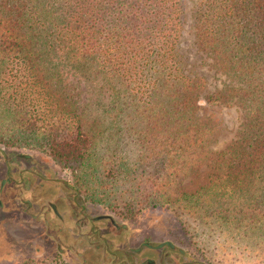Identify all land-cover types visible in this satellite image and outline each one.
<instances>
[{
    "label": "trees",
    "instance_id": "1",
    "mask_svg": "<svg viewBox=\"0 0 264 264\" xmlns=\"http://www.w3.org/2000/svg\"><path fill=\"white\" fill-rule=\"evenodd\" d=\"M183 6L184 0H0V144L44 147L62 168L97 170L76 102L58 101L60 66L69 67L97 82L98 109L113 114L115 124L129 116L145 127L136 139L156 160L150 177L162 180L147 186L145 203H159L158 193L206 155L211 129L196 111L207 103L237 106L238 137L213 157L200 190L182 194L192 208L237 194L238 208L258 227L264 222V0L195 2V43L231 80L204 94L203 78L186 69L178 51ZM122 137L110 133L112 141ZM114 162L112 181L126 173L124 162Z\"/></svg>",
    "mask_w": 264,
    "mask_h": 264
},
{
    "label": "rangeland",
    "instance_id": "2",
    "mask_svg": "<svg viewBox=\"0 0 264 264\" xmlns=\"http://www.w3.org/2000/svg\"><path fill=\"white\" fill-rule=\"evenodd\" d=\"M196 1L184 0L178 51L186 69L203 78L200 94H204L231 80L216 71L195 43ZM60 71L58 101L76 102L83 131L92 136L97 170L62 168L44 147L0 144V264H50L56 259L66 264H137L138 251L145 264L148 260L154 264H264V222L254 227L252 215L238 208L237 194L230 199L216 197L211 207L204 201L194 208L182 194L200 190L213 157L238 137L242 114L237 106L207 103L196 111L198 120L211 129L205 157L200 166L158 193L163 195L156 197L157 202H163L145 203L147 186L162 184L159 177H150L156 160L146 157L136 139L145 127L139 121L129 122V116L115 124L113 114L98 109L96 81L83 80L69 67L60 66ZM112 131L124 137L112 141ZM114 160L125 163L126 173L112 181L108 176L117 167ZM177 194L176 203L167 201ZM80 210L90 218L108 219L95 220L91 233Z\"/></svg>",
    "mask_w": 264,
    "mask_h": 264
},
{
    "label": "flooded vegetation",
    "instance_id": "3",
    "mask_svg": "<svg viewBox=\"0 0 264 264\" xmlns=\"http://www.w3.org/2000/svg\"><path fill=\"white\" fill-rule=\"evenodd\" d=\"M5 162L6 163H8V159H7V157L5 158ZM7 168H8V170L10 169V166H9V163L7 164ZM7 175H9V172H7ZM27 204H28V206H30L31 205V203L30 202H28L27 201ZM69 204H70V206H71V209H72V215H73V217H74V220H73V227L75 228V229H77L78 227H77V225H76V217H75V215H76V213H74V206H72L73 205V203L71 204L70 202H69ZM49 205L51 206V210L52 211H54V212H56V216L59 218V219H61L62 218V216L60 215V213L58 212V210L52 205V203H49ZM79 207H80V205H78ZM38 215H39V212H38ZM40 215H43V213H42V211L40 212ZM79 215H81L82 217H85V218H87V223L89 224V230H90V232L92 233V232H94L95 230L93 229V225H92V223L95 221V220H98V219H108L107 217H103V218H93V217H88L87 215H86V213L84 212V210H80L79 211ZM34 216H36V215H33V217ZM74 224H75V226H74ZM47 228H48V226H47ZM48 233H46V235H47ZM59 253H61V250L59 249ZM142 252H140V251H138V261H139V264H145V260L143 259L144 257H141L142 256ZM138 261H137V264H138ZM147 264H154L151 260H148L147 261Z\"/></svg>",
    "mask_w": 264,
    "mask_h": 264
}]
</instances>
